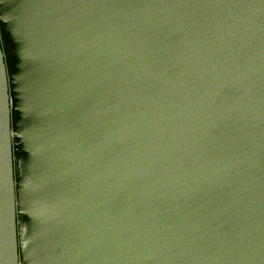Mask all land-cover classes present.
<instances>
[{
	"label": "water",
	"instance_id": "95a60500",
	"mask_svg": "<svg viewBox=\"0 0 264 264\" xmlns=\"http://www.w3.org/2000/svg\"><path fill=\"white\" fill-rule=\"evenodd\" d=\"M0 264H264V0H0Z\"/></svg>",
	"mask_w": 264,
	"mask_h": 264
}]
</instances>
